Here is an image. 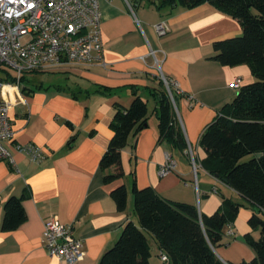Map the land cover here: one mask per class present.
<instances>
[{
    "label": "crops",
    "instance_id": "obj_1",
    "mask_svg": "<svg viewBox=\"0 0 264 264\" xmlns=\"http://www.w3.org/2000/svg\"><path fill=\"white\" fill-rule=\"evenodd\" d=\"M100 11L104 66L55 74L64 75V86L26 82L18 89L0 90V100L9 104L14 144L31 145L43 156L35 163L9 145L13 166L0 160V226L10 197L25 196L26 216L14 231L0 227V264H66L49 258L42 243V224L51 218L72 225L74 236L82 240L84 256L76 264H98L123 226L128 221L138 224L131 192L134 181L138 189L150 187L166 201L195 206L201 216L210 217L223 200L241 205L213 251L224 264L249 263L255 254L243 237L259 238V231L248 225L257 208L203 169L206 154L198 144L223 105L239 91L229 87L232 80L239 79L240 88L255 82L246 65L226 67L211 59L213 42L242 34L239 23L208 4L183 8L157 0H101ZM164 22L168 31L158 36L154 26ZM149 50L181 93L176 108L185 143L198 165L196 174L184 151L159 140V106L153 94L162 91V84ZM134 96L147 105V123L121 151L125 177L105 184L99 162L113 134L109 127L113 106L127 108ZM170 152L176 168L161 177L158 169ZM121 184L127 189V207L120 213L109 196ZM147 239L150 246L148 235ZM151 257L152 264L161 263Z\"/></svg>",
    "mask_w": 264,
    "mask_h": 264
},
{
    "label": "trees",
    "instance_id": "obj_2",
    "mask_svg": "<svg viewBox=\"0 0 264 264\" xmlns=\"http://www.w3.org/2000/svg\"><path fill=\"white\" fill-rule=\"evenodd\" d=\"M157 1L183 8L208 4L236 20L241 27L240 38L213 42L215 54L211 59L226 67L246 65L256 81L240 88L230 104L223 105L198 144L206 154L201 163L203 169L225 180L230 189L257 208V214L250 216L248 225L253 231H259V238L251 234L243 237L255 257L249 263L240 264H264V0ZM26 82L23 77L21 83ZM166 95L163 87L161 92L153 94L159 106V140L183 152L186 143ZM146 108V103L137 96L127 108L114 104V115L109 122L113 134L99 162L100 170L105 173V184L124 178L121 151L127 146L129 137L146 126ZM257 153L263 154L262 157L255 158ZM244 156L252 158L244 163L241 162ZM111 169L112 172L106 173ZM134 183L131 192L138 224L128 221L98 264H152L147 235L157 244V258H167L159 264H224L214 255L213 249L222 241L223 229L235 221L241 205L223 200L210 217L201 216L195 206L166 201L152 188L138 189ZM126 196L127 189L122 184L111 191L109 197L117 212L126 210ZM24 198V195L13 196L5 201L2 231H14L25 222Z\"/></svg>",
    "mask_w": 264,
    "mask_h": 264
},
{
    "label": "built area",
    "instance_id": "obj_3",
    "mask_svg": "<svg viewBox=\"0 0 264 264\" xmlns=\"http://www.w3.org/2000/svg\"><path fill=\"white\" fill-rule=\"evenodd\" d=\"M101 0H0V90L18 89L26 74H59L73 69L104 66L101 38ZM131 9V8H130ZM129 9V10H130ZM155 34L163 36L168 31L164 23L154 26ZM153 60L158 78L168 96L178 125H182L177 112L178 86L166 78L154 51ZM239 79L229 87L238 91ZM9 104L0 100V160L13 166L9 145L16 152L25 153L31 161L39 163L43 156L38 148L14 144L15 133L9 118ZM183 150L191 163L193 174L198 165L188 143ZM169 153L158 169L166 176L176 168ZM42 243L47 254L66 264H76L83 259L82 240L77 238L72 225L60 224L56 218L44 222ZM232 234L231 230L226 233ZM166 262L165 256L159 257Z\"/></svg>",
    "mask_w": 264,
    "mask_h": 264
},
{
    "label": "rangeland",
    "instance_id": "obj_4",
    "mask_svg": "<svg viewBox=\"0 0 264 264\" xmlns=\"http://www.w3.org/2000/svg\"><path fill=\"white\" fill-rule=\"evenodd\" d=\"M241 36H242V34L240 36H237V37L240 38ZM23 77L26 81L35 82L36 84L41 83V82H42V84L44 83L45 85L57 83V85L59 84L61 86H64V83H65L64 75H48V74H30L29 75V74H26ZM149 107H150V105H149ZM175 119H176V117H175ZM176 123L178 124L177 120H176ZM170 153H171V155H173V152H170ZM251 158H252L251 156H246V157L244 156V158L241 160V162L245 163V162L249 161ZM130 184H131V180H130ZM148 236H149V242H150V246H151V254H152L151 258L153 261H158V258L156 256L158 254V247H156V243L154 241V238L152 239V237L150 235H148ZM164 264H167V263H164Z\"/></svg>",
    "mask_w": 264,
    "mask_h": 264
},
{
    "label": "water",
    "instance_id": "obj_5",
    "mask_svg": "<svg viewBox=\"0 0 264 264\" xmlns=\"http://www.w3.org/2000/svg\"><path fill=\"white\" fill-rule=\"evenodd\" d=\"M262 155L263 154H261V153H257V154L254 155V157L255 158H260V157H262ZM223 182L226 183L225 180H223Z\"/></svg>",
    "mask_w": 264,
    "mask_h": 264
}]
</instances>
